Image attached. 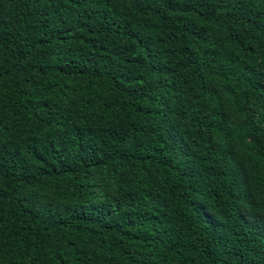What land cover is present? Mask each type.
<instances>
[{"label":"trees","instance_id":"trees-1","mask_svg":"<svg viewBox=\"0 0 264 264\" xmlns=\"http://www.w3.org/2000/svg\"><path fill=\"white\" fill-rule=\"evenodd\" d=\"M0 264H264V0H0Z\"/></svg>","mask_w":264,"mask_h":264}]
</instances>
